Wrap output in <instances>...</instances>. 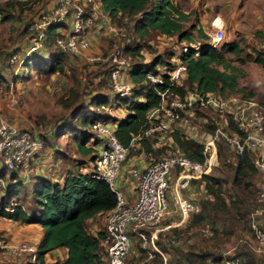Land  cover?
I'll list each match as a JSON object with an SVG mask.
<instances>
[{
	"label": "trees",
	"instance_id": "16d2710c",
	"mask_svg": "<svg viewBox=\"0 0 264 264\" xmlns=\"http://www.w3.org/2000/svg\"><path fill=\"white\" fill-rule=\"evenodd\" d=\"M20 1L9 0L1 4L0 12L10 10L14 3H24ZM98 1L110 23L123 28L126 22H132V34L137 37V40L134 44L126 43L123 48L130 55L139 53L146 44L145 38L150 37L151 33L176 35L178 41L189 42L194 38V33L190 29H196V35L204 39L208 37L202 27L196 28L195 25H191L190 29L183 28L182 22L187 19V15L174 5L173 0ZM12 14L5 12L3 17L8 19L12 17ZM34 18L32 17L22 26L21 33L26 38L31 36L32 32L28 29V25ZM48 30L49 42L45 43L43 48L28 55L24 60L28 70H34L38 74L63 71V65L66 62L65 57L68 55L54 45V38L58 32L53 27ZM225 51L239 55L242 48L238 41L233 39L223 43L220 47L212 46L204 41L197 50L188 48L187 51L183 52L180 49L177 58L185 66V69L179 79L173 83H170L168 78L169 72L177 63L175 60L171 61L172 51L158 52L148 62L144 59L131 63L127 70L128 80L133 85L131 94L126 97H118L114 93L117 104H123L122 107L125 106L126 108L123 116H109V114L99 110L110 102L108 95L100 91L91 97L90 103L78 105L74 109L71 116L77 118L75 124L70 122L68 116L63 117V120L58 123L54 135L74 132L73 138L76 142L77 151L83 156V159L77 160L79 163L77 165L78 170L73 171L68 168L61 180H52L42 175H31L26 183L20 179L12 182L11 180L14 177L18 178V175L16 172L6 169L0 155V180L6 179V188L0 192V217L21 223L40 225L42 233L36 244V256L42 264H108L107 252L103 242L106 235V225L101 228L99 219L96 230H92L91 224H89L95 218L104 216L106 218L117 203L116 194L109 183L91 175V165L98 154L99 146L104 143L100 137L91 131V124L96 120L100 119L114 124L113 132L118 141L127 147V152L133 146L138 145L142 155L148 159L144 165L159 158L154 157L153 154L159 153L163 149L165 150L164 154L181 152L192 160L203 161L202 143L197 137H189L179 129L166 135V140H169L170 143L163 140L164 138L158 139L152 136L141 139L132 138L148 126L150 122L148 115L154 108L158 107L161 92L165 91V97L170 99L174 95L182 97L191 91L215 92L224 95L239 90L238 78L242 69L225 57ZM254 52L253 61L264 68V51L255 50ZM106 63L108 65L106 72L109 77L111 64ZM147 71L161 74L162 83L154 85L146 79L145 73ZM64 106L69 109L67 104ZM206 111L210 112L207 109H195L192 117H203ZM215 117L217 115L212 113L210 123L204 122L202 129L204 132L212 131ZM230 128L242 134V131L237 129L232 122H230ZM217 158L225 170L226 177L208 173L200 179L191 180L189 190H187L190 191L193 183H199L204 195L200 199L189 194L192 199L199 201L201 208L199 211L189 213L187 227L198 225L207 219L218 218L224 212H230L231 215L235 212L239 216H243L248 210L247 205H250V200L254 196L253 179L258 170L257 165L253 162V153L248 149L238 152L230 144L220 139L217 142ZM27 183L28 185L25 186L24 184ZM226 183L229 184L228 188L225 187ZM21 187L30 188V201L27 205H24V201L18 197ZM115 187L117 188L116 185ZM132 202L134 201H128V203ZM178 231L176 226L169 227L165 236L163 235L164 241L160 239L161 233L159 237L157 235L156 246L167 254L171 251V247H175L174 254L182 256L189 264H203L208 256L217 259L207 252L184 251L176 246L177 240L175 243H170L168 239L170 237L176 239ZM132 238L136 239L134 245L137 254L126 258V261L124 259L123 264H146L150 260L156 264H161L158 255L147 259L148 250L151 248L143 247L141 239L134 233L130 237V248ZM60 248L66 249V256L62 260L44 261L43 257L46 253ZM244 254L246 257L243 259V263L254 264L251 253L245 251ZM261 259L263 261L262 257ZM27 264L29 263L27 262Z\"/></svg>",
	"mask_w": 264,
	"mask_h": 264
},
{
	"label": "built area",
	"instance_id": "2783aa9c",
	"mask_svg": "<svg viewBox=\"0 0 264 264\" xmlns=\"http://www.w3.org/2000/svg\"><path fill=\"white\" fill-rule=\"evenodd\" d=\"M7 1L9 0H0V5ZM95 2L96 0H52L29 23L28 29L32 33L22 58L19 59V53H11L8 62L18 68L28 55L43 48L45 43L49 42L48 29L53 27L58 32L54 38V45L57 48L69 55L87 54V61L92 63L106 60L111 64L108 80L113 92L118 97L130 95L133 85L129 80H125L130 63L123 56L124 46L115 45L106 57H102L99 52H87L90 48L87 34L96 25ZM218 19L217 17L212 20L215 30L211 40L207 41L212 46H216V43L224 38L223 23ZM108 31L111 35L124 36L123 29L112 23L108 24ZM127 41L129 38L126 39ZM200 45L201 42L198 45L185 44L181 50L183 52L188 48L197 50ZM175 61L177 62L175 67L169 72L170 83L177 81L185 69L178 58ZM145 75L154 85L163 81L159 73L147 71ZM165 96V91L160 93L158 107L148 115L150 118L148 126L132 139L149 136L163 139L165 133L180 129L189 137H197L202 143L203 161L192 160L181 152H168L142 168L132 169L131 175L137 189L136 198L132 203H128L114 185L120 163L127 154V147L116 138L113 132L114 124L111 122L99 119L91 124V131L104 142L99 146L98 154L91 165V175L106 180L117 197L115 207L106 217V235L103 242L108 264H123L130 248L127 227L131 233L141 239L143 247L151 248L148 250L147 259L158 255L161 264H167V252L155 244L157 233L171 226H177L188 217L190 212L200 210L199 201L192 199L182 190L188 189L191 180L200 179L211 171L212 166L217 162L218 140H224L238 152L250 150L253 153L254 164L264 171V102L235 93L220 95L215 92L191 91L182 97L174 95L167 99ZM114 103L116 104L117 101ZM195 109H207L217 115L212 131L192 132L187 129V121L191 119ZM230 122L234 123L242 134L231 129ZM44 150V143L39 136L27 130H20L7 119L0 118V155L6 169L18 175V178L14 177L11 180L12 182L20 179L26 183L34 172L35 160ZM171 191L172 199L183 218L179 222L173 221L159 227V223L168 213V193ZM258 200L262 203L259 211L264 210V188ZM252 228L257 241L256 251L264 261V233L254 223ZM202 232L205 236L212 235L210 224L205 223ZM168 241L175 243L176 239L170 237ZM23 257H26L29 264H42L36 256L35 241L21 239L14 242L0 231V264H9ZM206 262L240 264L241 258L236 254L226 255L217 260L208 256Z\"/></svg>",
	"mask_w": 264,
	"mask_h": 264
},
{
	"label": "rangeland",
	"instance_id": "374dc122",
	"mask_svg": "<svg viewBox=\"0 0 264 264\" xmlns=\"http://www.w3.org/2000/svg\"><path fill=\"white\" fill-rule=\"evenodd\" d=\"M20 2L24 3H14L10 10H3L0 15V118L7 119L20 130H27L31 134L39 136L44 143L45 151L51 155L50 162H54L53 165H60L58 171L68 167L76 171L78 170L77 165H79L77 160L83 159V156L77 151L73 138L74 132L54 135L58 123L63 120V117L68 116L70 122L75 124L77 118L71 116L74 109L78 105L90 103L91 97L100 91L105 92L110 98V102L100 108V111L109 114V116H115L125 113L126 108L122 107L123 104L114 103L117 98L107 79L106 60L92 63L87 61V54H68L65 57L63 71L52 74H38L34 70H28L24 60L18 68L10 64L8 62L10 53L15 51L14 53H19V59L22 58L24 48L29 43V38L21 33L22 26L35 17L37 12L46 7L51 0H21ZM173 3L187 15V19L182 22L183 28L190 29L191 25H195L196 28L202 27L208 37L205 39L199 37L196 35V29H190L194 33V38L189 42L178 41L176 35L151 33L150 37L145 38L146 44L139 53L130 55L128 51L123 52L127 61L130 64L144 59L148 62L156 53L166 50L172 51L171 61H174L183 45L190 43L198 45L199 42L210 41L215 30L212 20L218 17L223 23L224 38L216 43V47L235 39L242 48L239 55H235L231 51L224 53L231 63L242 69L238 78L239 90L233 93L242 97H254L258 101L264 102V68L252 59L255 50L264 51V0H173ZM5 12L13 13L12 17L4 18ZM122 29L124 36H117L109 34L106 31V25L101 27L97 50H100L99 53L102 57L109 55L115 45L134 44L137 40V37L132 34V22H126ZM127 38H129V42H126ZM125 80L128 81V75ZM65 104L69 109L65 108ZM92 107L94 108V106ZM210 117H212V113L206 111L203 117L188 119L186 127L192 132L202 130L204 122L210 123ZM166 135L168 134L165 133L163 140L170 143L169 140H166ZM163 152L165 153L164 149L153 156L160 157L164 154ZM147 160L138 145H135L128 150L126 157L120 163L114 183L127 202L134 201L137 195L131 170L140 168ZM224 171L217 158L216 164L212 166L209 173L226 177ZM5 182L6 179L0 180V192L4 190ZM253 183L254 196L250 200V205H247L248 210L243 216H239L235 212L233 215L230 212H224L218 218L207 219L203 223L190 227L186 226L188 224V217H186L176 226L179 229L176 233V246L184 251L207 252L217 259L236 254L241 258L240 264H244L243 259L246 257L244 252L249 251L254 259V264H264L259 252L256 251L257 241L252 228V223H254L264 233V210L259 211L262 203L258 200L259 194L264 188L263 170L258 168ZM24 185L27 186L28 183ZM225 187L228 188L229 184L226 183ZM188 190H182V192L190 194L192 197L203 198L204 191L199 183H193L190 191ZM30 194L29 187H21L19 190L18 197L24 201V205L30 201ZM168 202V213L159 223V227L173 221L179 222L183 218L180 209L172 199L171 192L168 193ZM98 220L100 227L104 228L106 225L105 216L93 219L89 223L91 226H88L94 230ZM205 223L211 226L212 235L210 236H205L202 232ZM167 231L168 229L159 231L158 237L161 233L160 239L164 241ZM126 233L129 237L132 236L129 227L126 228ZM135 240L132 238V245L125 261L126 258L137 254ZM32 241H35L34 238ZM174 248H170L167 264H189L182 256L174 254ZM155 256L157 257V255ZM50 257L54 259L59 256L54 253ZM9 264H27L26 257L17 258ZM146 264H156V262L150 260ZM203 264L209 263L205 259Z\"/></svg>",
	"mask_w": 264,
	"mask_h": 264
},
{
	"label": "crops",
	"instance_id": "0c3cea01",
	"mask_svg": "<svg viewBox=\"0 0 264 264\" xmlns=\"http://www.w3.org/2000/svg\"><path fill=\"white\" fill-rule=\"evenodd\" d=\"M52 1V0H51ZM95 17H96V25L93 27L87 34L88 39L90 40V50L87 52L89 53H94V52H99L100 50H97V44L99 43L100 40V29L103 25H106V31L111 34L108 31V24L110 23L108 17L103 13L100 2L97 0L95 2ZM128 70V69H127ZM123 114L116 115L118 117L123 116ZM51 155L48 151H45L39 156L38 159L35 160V165L34 166V172L32 175H42V176H47L51 178L52 180H61L65 171L67 169H60V165H53L54 162H50ZM144 162L141 167H144ZM71 169V168H69ZM172 193V191H171ZM98 219V218H97ZM96 230V228L94 229ZM0 231L3 232L9 240L12 241H18L21 239H31L34 238L35 244H37L40 236H41V227L37 223H21L18 221L11 220L9 218L5 217H0ZM57 253L58 258L51 259V254ZM66 256V249L60 248L51 251L50 253H46L43 257L45 262L53 261L56 259L62 260Z\"/></svg>",
	"mask_w": 264,
	"mask_h": 264
},
{
	"label": "bare ground",
	"instance_id": "6f19581e",
	"mask_svg": "<svg viewBox=\"0 0 264 264\" xmlns=\"http://www.w3.org/2000/svg\"><path fill=\"white\" fill-rule=\"evenodd\" d=\"M218 20H220V18Z\"/></svg>",
	"mask_w": 264,
	"mask_h": 264
}]
</instances>
